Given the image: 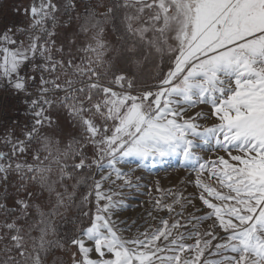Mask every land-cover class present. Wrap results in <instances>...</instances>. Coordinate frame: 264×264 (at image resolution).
Returning <instances> with one entry per match:
<instances>
[{
    "label": "snow or ice",
    "instance_id": "obj_1",
    "mask_svg": "<svg viewBox=\"0 0 264 264\" xmlns=\"http://www.w3.org/2000/svg\"><path fill=\"white\" fill-rule=\"evenodd\" d=\"M0 264H264V0H0Z\"/></svg>",
    "mask_w": 264,
    "mask_h": 264
},
{
    "label": "rangeland",
    "instance_id": "obj_2",
    "mask_svg": "<svg viewBox=\"0 0 264 264\" xmlns=\"http://www.w3.org/2000/svg\"><path fill=\"white\" fill-rule=\"evenodd\" d=\"M26 2V0H25ZM185 173L182 170H174V171H170L168 173H165L163 171L159 172L158 176H154V177H149V180H155V179H159L161 186L162 187H170L172 184H174L176 182V180L180 177L183 176ZM191 191V189H189ZM156 193H153V195H155ZM140 199H147L146 196L144 197H140ZM139 211V210H137ZM127 215L130 216H135L136 213L135 212H129L127 213Z\"/></svg>",
    "mask_w": 264,
    "mask_h": 264
}]
</instances>
